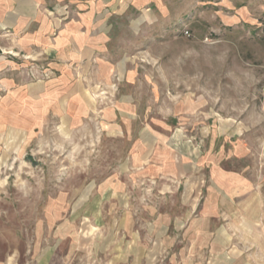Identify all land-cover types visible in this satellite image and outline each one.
<instances>
[{
  "label": "rangeland",
  "instance_id": "1",
  "mask_svg": "<svg viewBox=\"0 0 264 264\" xmlns=\"http://www.w3.org/2000/svg\"><path fill=\"white\" fill-rule=\"evenodd\" d=\"M21 1L0 264H264V0Z\"/></svg>",
  "mask_w": 264,
  "mask_h": 264
},
{
  "label": "crops",
  "instance_id": "2",
  "mask_svg": "<svg viewBox=\"0 0 264 264\" xmlns=\"http://www.w3.org/2000/svg\"><path fill=\"white\" fill-rule=\"evenodd\" d=\"M18 9H15V12L18 13H24L21 12L22 8H29V1L27 0H22L21 2L18 3ZM14 19L12 17H10L8 20H6V23H11L13 22Z\"/></svg>",
  "mask_w": 264,
  "mask_h": 264
}]
</instances>
